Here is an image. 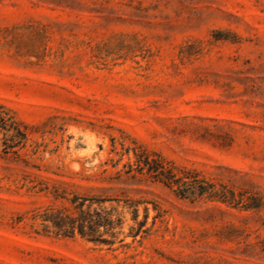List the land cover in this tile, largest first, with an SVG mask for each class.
Returning <instances> with one entry per match:
<instances>
[{"label": "rangeland", "instance_id": "374dc122", "mask_svg": "<svg viewBox=\"0 0 264 264\" xmlns=\"http://www.w3.org/2000/svg\"><path fill=\"white\" fill-rule=\"evenodd\" d=\"M0 264H264V0H0Z\"/></svg>", "mask_w": 264, "mask_h": 264}]
</instances>
